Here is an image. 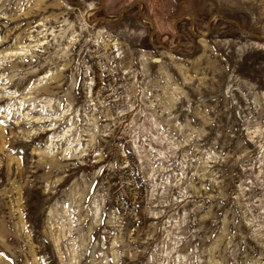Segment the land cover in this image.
Instances as JSON below:
<instances>
[{
  "label": "rangeland",
  "instance_id": "obj_1",
  "mask_svg": "<svg viewBox=\"0 0 264 264\" xmlns=\"http://www.w3.org/2000/svg\"><path fill=\"white\" fill-rule=\"evenodd\" d=\"M264 0H0V264H264Z\"/></svg>",
  "mask_w": 264,
  "mask_h": 264
},
{
  "label": "water",
  "instance_id": "obj_2",
  "mask_svg": "<svg viewBox=\"0 0 264 264\" xmlns=\"http://www.w3.org/2000/svg\"><path fill=\"white\" fill-rule=\"evenodd\" d=\"M262 39H264V37H261Z\"/></svg>",
  "mask_w": 264,
  "mask_h": 264
}]
</instances>
